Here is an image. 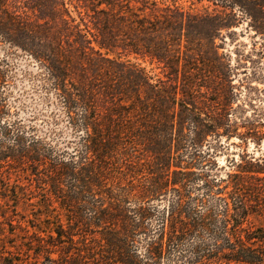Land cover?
Returning a JSON list of instances; mask_svg holds the SVG:
<instances>
[{
    "label": "trees",
    "instance_id": "obj_1",
    "mask_svg": "<svg viewBox=\"0 0 264 264\" xmlns=\"http://www.w3.org/2000/svg\"><path fill=\"white\" fill-rule=\"evenodd\" d=\"M35 1L33 13L40 14L57 4L61 37L39 39L23 19L27 11H10L9 0H0V39L28 51L36 40L45 43V67L79 135L73 152L56 153L39 139L26 143L19 129L13 134L15 124L0 126V264H264V158L250 157L223 178L208 169L192 172L203 155L213 165L220 139L239 127L228 109L202 113L196 91L185 84H154L139 63L148 58L177 72L181 44L191 43L187 28L194 24L200 49L207 21L157 0ZM203 1L214 7L206 34H220L242 17L264 38V0ZM82 26L100 60L92 87L69 79L63 62V42L72 43L69 34L82 33ZM142 111L152 115L147 122ZM13 162L34 168L38 191L10 184L2 172ZM199 180L203 192L193 197ZM171 194L169 205L157 204ZM154 217L160 223L153 229Z\"/></svg>",
    "mask_w": 264,
    "mask_h": 264
},
{
    "label": "rangeland",
    "instance_id": "obj_2",
    "mask_svg": "<svg viewBox=\"0 0 264 264\" xmlns=\"http://www.w3.org/2000/svg\"><path fill=\"white\" fill-rule=\"evenodd\" d=\"M157 1L161 8L178 7L183 12L212 24L209 19H206V15L212 13L214 7L207 1ZM49 4L52 10L40 14L33 13V8L38 5L35 0L22 2L9 0L8 2L10 11H15L13 7L21 8L20 13L27 11V16L23 19L35 31L37 37L44 40L46 37H56V35L61 37L57 33L60 27L58 26L59 15L54 10L57 4L55 2ZM209 7L210 10H208ZM74 15L79 20L77 14L74 13ZM48 21H51L50 25L46 24ZM207 22H204L202 30H199L203 41L200 49H197L193 42L199 37L194 24L192 23V26L187 28L186 32L191 43L183 41L181 44V61L174 67L176 71L179 69V72H171L169 68H165V64L148 58L139 60V63L154 84L164 82L173 87L185 84L187 92L192 94L196 91L198 108L202 113L213 112L218 108L230 111L232 122L239 127L238 134L230 139L227 137L220 139L222 146L216 147L212 159L213 165L203 162L208 157L202 152L201 154L205 157L199 161L202 164L190 169L196 173L208 169L212 175L223 178L228 173L237 170V165H246V162L251 161L250 157L254 160L264 158V38L257 35L250 27L249 20L242 17L238 19L237 24L227 30H222L220 34H206L205 31L208 32L210 29L212 31V27ZM51 27L54 29L51 30ZM82 29L83 32L80 34L76 32L69 34L72 43H66L64 40L65 59L63 62L68 70L69 79L76 82L84 79V82L92 87V80L96 77L93 64L99 56L92 52L88 44V40H93V35L87 32L85 26H82ZM39 41L36 40L33 46L34 52L0 39V103L4 105V115L0 119V126L5 123L15 124L13 134L16 135L18 131L15 130L19 129V134H23L26 143L35 138L47 145H52L56 153L73 152L79 134H76V130L69 124L65 105L54 88L53 80L45 67L46 62L41 48L45 43L36 44ZM177 48L175 46V49ZM222 64L226 71L224 79L219 78L220 71H223ZM194 66L195 71L192 69ZM102 79L104 81L107 79V73L104 70ZM142 98L145 99L146 95L143 94ZM156 100L157 97L153 96L151 101L156 103ZM141 113L146 122L152 117V115L149 116V111ZM252 127L258 131L254 136L247 134ZM12 135L5 139L7 144L14 141ZM210 140L212 146L210 145L209 150L213 151L215 141L211 138ZM208 147L205 144L202 151L207 150ZM187 150L184 158L190 159L192 149L189 147ZM11 164L2 172L10 177V184L38 191L34 168L22 165L20 162ZM201 183L199 180L193 185L191 190L193 197L203 192L199 187ZM171 198H173L172 194L157 204L162 207L167 206ZM39 200L40 195L33 198L34 203ZM196 203L195 199L191 205H196ZM159 223L160 217H154L150 221L153 229ZM261 223L264 224V221ZM140 251L143 249L141 248Z\"/></svg>",
    "mask_w": 264,
    "mask_h": 264
}]
</instances>
